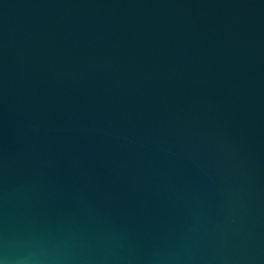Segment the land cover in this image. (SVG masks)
I'll return each mask as SVG.
<instances>
[{"label":"water","instance_id":"1","mask_svg":"<svg viewBox=\"0 0 264 264\" xmlns=\"http://www.w3.org/2000/svg\"><path fill=\"white\" fill-rule=\"evenodd\" d=\"M2 264H264V0H0Z\"/></svg>","mask_w":264,"mask_h":264},{"label":"clouds","instance_id":"2","mask_svg":"<svg viewBox=\"0 0 264 264\" xmlns=\"http://www.w3.org/2000/svg\"><path fill=\"white\" fill-rule=\"evenodd\" d=\"M0 264H2V262H0Z\"/></svg>","mask_w":264,"mask_h":264}]
</instances>
